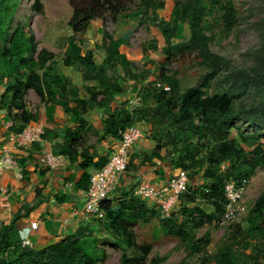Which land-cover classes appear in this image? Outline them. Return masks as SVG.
Masks as SVG:
<instances>
[{"label": "trees", "instance_id": "obj_1", "mask_svg": "<svg viewBox=\"0 0 264 264\" xmlns=\"http://www.w3.org/2000/svg\"><path fill=\"white\" fill-rule=\"evenodd\" d=\"M68 1L73 9L69 22L73 35L69 38L63 65L79 67L84 81L99 84L98 89H87L88 98H83L81 89L60 71L54 53L40 50L35 34L28 32L25 24L16 22L21 0H0V81L5 85L1 104L12 111L16 104L22 103L14 116L12 132L20 133L37 121V114L24 108L26 94L34 91L45 106L48 118L59 110L74 117L76 128L67 131L69 148L62 155L72 154L70 151L88 135L86 116L95 108L107 112L118 96L143 78V74L134 71L128 40H115L105 33L98 47L105 51L106 57L98 64L94 53L84 51L76 35L87 30L93 22L104 21L107 15L117 21L134 4L138 5L140 24L156 27L167 60L156 66L154 88L142 93L138 106L132 109L129 99L128 106L122 104L103 120L104 136L120 140L121 132L133 125L145 123L150 126L149 137L155 147L143 163L158 159L168 161L178 172H188V191L181 199L186 195L189 202L195 204L183 206L180 214L173 212L171 217L163 220L157 211L149 208L148 202L136 195L125 196L118 204L108 199L102 205L106 217L100 220L101 229L117 244L125 245L133 252V255L124 252L119 264H148L151 245L137 243L131 228L140 222H149L151 214L161 219L163 233L179 237L191 255L200 253L209 243V236L196 239V231L223 215L227 183L233 180L242 187L259 168H264V144H252L248 148L233 136V126L239 117L234 98L228 93L210 92L213 80L229 70V62L211 51L204 24L218 11L225 32L230 33L237 23L233 0H175L169 16L165 14L166 0ZM180 23L188 25L190 38L173 44ZM158 42L151 41L153 50L158 48ZM186 54H195L198 64L206 71L195 85L181 90L179 81L168 74L167 66ZM117 67H121L123 75L114 78L109 75V70ZM226 76L246 85L264 84L261 74L235 70ZM136 158L130 156L127 171L136 166ZM108 161V158H101L95 167L100 169ZM84 166L89 167V164ZM91 179L92 176L85 173L79 188L88 190ZM199 179L203 180L201 184L196 182ZM201 203L211 206L214 212L208 214ZM20 217H14L8 225L0 223V264H99L82 236L67 237L39 250L26 249L17 228ZM247 222L249 233H264V193L251 209ZM166 259L162 258L160 262ZM214 260L215 264H241L232 245L220 249ZM253 264H264V261L257 258Z\"/></svg>", "mask_w": 264, "mask_h": 264}, {"label": "rangeland", "instance_id": "obj_2", "mask_svg": "<svg viewBox=\"0 0 264 264\" xmlns=\"http://www.w3.org/2000/svg\"><path fill=\"white\" fill-rule=\"evenodd\" d=\"M174 2L175 0H166L167 16L172 11ZM233 2L237 10V23L230 33L225 32L218 11L204 24L206 33L210 37V49L229 62V70L226 74L241 70L264 76V0H233ZM137 11L138 5L134 4L130 11L117 21L111 15H107L104 21L93 22L87 30L77 34L76 38L83 45L84 51L91 50L94 53V59L98 64L106 57L105 51L98 47L105 33H109L115 40L120 38L128 40L132 49L130 60L134 71L143 74L140 83L130 89L129 96H136L141 102L142 93L152 91L154 88L153 83L158 73L156 66L166 62L167 56L163 51L162 38L156 27L153 24L141 25ZM72 15L73 9L68 0H21L15 19L16 22L25 24L28 32L35 34L40 50L47 49L54 53L60 63V71L64 74L68 71V76L74 81L73 77L82 74L81 69L79 67L71 69L63 65L68 41L73 35L69 26ZM189 38L188 25L180 23L173 44L185 42ZM153 40L159 41L156 50L151 48ZM69 71L72 72L69 74ZM167 71L179 81L180 89L185 90L195 85L206 70L198 64L195 54H186L171 61ZM226 74L221 73L213 80L210 92L228 93L234 98L239 117L233 126V136L248 148L252 144H264V84H242L227 77ZM109 75L117 78L123 75V70L117 67L109 70ZM83 84L80 80V85ZM94 84L98 83L94 82ZM92 88L98 89L99 85L84 86L83 92L87 93V89ZM128 100L129 97H124L123 104L128 106ZM21 104H16V107ZM42 106L39 96L34 91L26 94L24 108L37 110L39 113ZM92 113L95 115V111ZM90 137L91 139L97 137V131L93 130ZM202 181L199 179L196 182L201 184ZM242 187L244 219L241 223L225 224L221 222V218L207 222L196 231V239L208 235L209 243L196 255L190 254V250L179 237L163 233L162 221L155 214L150 215L149 222H140L132 226L131 231L136 236V242L151 245L148 264H215L214 256L225 245L233 246L241 264H253L257 258L264 261V233H249L247 222L251 209L264 193V168H259ZM194 204L190 203L185 195L174 212L178 215L183 206L192 207ZM201 206L208 214L214 212L207 204L201 203ZM83 242L98 259L99 264H119L124 252L133 255L127 246H120L104 231L94 237L83 238ZM162 258L167 259L160 262Z\"/></svg>", "mask_w": 264, "mask_h": 264}, {"label": "crops", "instance_id": "obj_3", "mask_svg": "<svg viewBox=\"0 0 264 264\" xmlns=\"http://www.w3.org/2000/svg\"><path fill=\"white\" fill-rule=\"evenodd\" d=\"M67 72L65 75L70 79ZM70 72L72 71L69 74ZM73 78L74 81L70 80L81 89L80 94L84 98L89 97L87 91L83 92L84 86L99 85L94 84L95 81H91L93 84L84 81L83 73ZM80 80L84 83L82 86ZM4 92L5 85L0 81V155L5 150L12 152L17 167L6 169L0 176V223L8 225L14 217L21 216L17 221L20 237L25 229L37 224V228L30 235L31 245L24 246L29 250H39L71 236L86 238L101 234V222L85 210L87 190L80 189L78 185L85 173L93 176L98 170L95 163L99 159H109L118 148L120 140L104 136L103 120L119 109L124 97H129L130 100L137 97L129 96L131 91L128 90L116 98L107 112L101 108L91 111L86 116L88 135L68 156L62 154L69 148L67 131L76 128L74 117L59 110L48 118L44 105L40 107L39 113L37 110L27 109L37 114L38 118L30 124H42L46 135L43 142L24 148L19 145L18 133L11 130L14 116L19 110L14 106L11 111L8 106L1 104ZM94 111L95 115L92 113ZM136 125L142 130V137L131 149V156L137 157L136 166L126 172L118 187L110 194L109 199L114 200L115 204L125 196L136 195V189L142 182L146 181L160 188L178 174L177 169L168 161L153 159L143 163L145 156L154 149L155 142L149 137L150 126L145 123ZM93 130L97 131V137L91 139ZM45 150H50L55 156L62 158L58 168L52 169L41 164ZM85 164H89V167H85ZM150 208L155 210L151 206Z\"/></svg>", "mask_w": 264, "mask_h": 264}, {"label": "built area", "instance_id": "obj_4", "mask_svg": "<svg viewBox=\"0 0 264 264\" xmlns=\"http://www.w3.org/2000/svg\"><path fill=\"white\" fill-rule=\"evenodd\" d=\"M133 109L140 104L137 97L130 102ZM46 135L45 127L42 124H30L22 132L17 134L19 145L28 148L35 143L44 141ZM142 137V130L133 125L121 132V139L118 148L111 155L105 166L95 171L91 179V185L86 193L85 210L88 214L100 221L105 219L106 211L102 205L109 199L110 194L118 187L121 179L127 172L131 149L134 143ZM42 165L56 169L61 165L62 158L55 156L50 150H45L40 160ZM17 167L15 156L12 152L5 150L0 155V176L6 169ZM189 175L186 171H179L174 179L164 186L157 188L149 182H142L136 189V196L154 206L161 219L171 217L175 208L179 205L183 194L188 191ZM226 203L225 211L221 216L222 223H241L244 219V208L242 200L244 196L243 187L231 180L225 187ZM37 224L21 233V240L24 246H30V235Z\"/></svg>", "mask_w": 264, "mask_h": 264}]
</instances>
